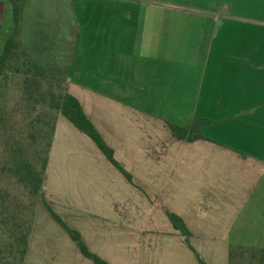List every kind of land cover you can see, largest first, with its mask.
<instances>
[{"label":"crops","instance_id":"crops-1","mask_svg":"<svg viewBox=\"0 0 264 264\" xmlns=\"http://www.w3.org/2000/svg\"><path fill=\"white\" fill-rule=\"evenodd\" d=\"M165 3L203 19L165 15ZM249 5L254 17L233 13ZM158 6L153 23L146 9L123 25L110 21L123 30L102 41L106 53L85 51L58 21L66 91L130 181L59 115L43 196L106 264H200L196 256L229 264L231 247L264 250V0ZM3 9L0 0V20ZM192 33L199 48L182 51L177 39ZM195 120L208 121L202 139L181 141L169 129ZM167 214L182 220L187 239ZM23 264L93 263L39 204Z\"/></svg>","mask_w":264,"mask_h":264},{"label":"trees","instance_id":"trees-1","mask_svg":"<svg viewBox=\"0 0 264 264\" xmlns=\"http://www.w3.org/2000/svg\"><path fill=\"white\" fill-rule=\"evenodd\" d=\"M25 2L4 0L0 21V264H23L38 204L65 230L83 257L93 264H106L87 250L44 199L43 176L57 117L86 135L125 179L130 181V176L66 91L55 56L58 26L46 22L37 10L25 18ZM6 14H10L8 21ZM207 123L195 120L187 129L174 125L169 129L175 138L193 142L202 139ZM167 218L181 236H190L179 217L167 214ZM229 264H264V250L231 247Z\"/></svg>","mask_w":264,"mask_h":264},{"label":"rangeland","instance_id":"rangeland-1","mask_svg":"<svg viewBox=\"0 0 264 264\" xmlns=\"http://www.w3.org/2000/svg\"><path fill=\"white\" fill-rule=\"evenodd\" d=\"M196 1L199 2V4H202L203 2V0ZM159 4H162V0H26L24 3V15L26 18L30 13H32L33 10H37L46 22H51L57 25L59 21L60 25H63L65 35L68 38L72 30L74 34L73 36L78 37V41L85 51L93 52L95 48L99 47L101 52L106 53L108 45L103 44L102 41H106L107 38L111 36L113 30L116 32H122L123 30L121 27H117L115 29L109 28L108 23L110 21H112V24L118 23L117 26L123 25V23L127 20L139 19L140 16L144 15V12L142 11L146 9V19L149 23H153L155 21ZM171 7V5L165 3V15L168 14L174 15L176 17L178 16V19H186V21L203 19L201 17L202 13L199 11L192 12V10L187 7H185V9H188L186 11L176 10L174 7ZM240 7L238 12L233 13L249 18L255 16V13L252 12L250 5L246 9ZM9 17L10 14H6L5 21H8ZM184 30L193 31V29L190 28ZM200 30L201 28H196L195 31L198 32ZM185 36L183 39H177L176 42L178 47H181V50L184 49L182 51H196V49L199 47L195 42V34H190V36L193 38ZM65 39L66 38L62 36L61 41L63 42ZM97 39H100L99 44L94 43V41H97ZM63 44L64 42L61 43V45ZM1 47L2 44L0 43V49ZM59 47L61 48V46ZM130 47L131 45H126L125 43H122L119 46L121 51H124V49L129 50ZM58 60V65L59 63L63 65V63ZM60 70L65 71L64 67L62 69L60 68Z\"/></svg>","mask_w":264,"mask_h":264}]
</instances>
